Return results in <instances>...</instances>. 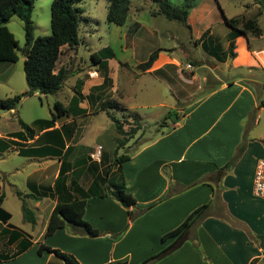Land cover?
Returning <instances> with one entry per match:
<instances>
[{
    "label": "crops",
    "instance_id": "0c3cea01",
    "mask_svg": "<svg viewBox=\"0 0 264 264\" xmlns=\"http://www.w3.org/2000/svg\"><path fill=\"white\" fill-rule=\"evenodd\" d=\"M225 16L224 12L222 23ZM208 28L220 39L212 23L206 25L201 35ZM245 39L251 58L248 36H238L236 44H241L242 48ZM197 44L202 46L201 42ZM261 50L264 48L253 52ZM237 56L231 59L236 68L258 63L256 59L251 65L242 63L244 58ZM186 64L162 50L152 66L141 73L165 76L169 73L167 69L174 66L184 80V73L194 74L195 71L187 69ZM211 64L215 66L214 62ZM110 65L111 58L109 75ZM61 66L57 63V68ZM2 72L7 75L9 71L0 68ZM94 72L96 74L85 81L76 73L70 75L77 76L75 87L78 80L84 82V100L80 103L86 110L84 114L58 117L51 125L38 123L40 119L50 118H36L33 138L28 137L23 128L5 129L4 126L0 129L2 191L11 188L23 205L16 191L20 190L37 216L36 223L28 228L15 224L13 213L5 205L4 193L1 206L11 213V218L8 222L0 220V264H60L63 261L48 250L39 252L41 244L71 254L82 264L116 260L140 264L156 254L159 255L148 264H264V198L256 196L253 190L257 163L264 158V124H261L264 90L256 91L243 79H238L223 81L196 98L193 91L176 93L178 99H187L183 103L190 102L183 107L177 121H171L141 141L128 153V160L115 165L116 136L107 145L102 139L103 132L96 131L95 146H92L86 144V133L81 126L88 119L95 120L102 99L106 94L110 98L118 86L112 78L107 92L105 88L92 90L104 79L97 70ZM97 78L101 80L93 81ZM256 83L262 84L264 89V82ZM74 94L75 91L68 103H64L66 106ZM132 141L121 147L117 156L123 154L122 149L126 150ZM13 158L30 164L27 167L14 165ZM62 168L68 183L75 181L87 190L93 182L99 181L108 193L87 199L84 218L99 230L98 236H91L71 224L45 235L58 202L54 186ZM21 172L25 174H19ZM124 178L129 180L127 188L136 198L129 209L109 192L110 185L113 189L121 185ZM197 210L199 213L192 226L183 235H167ZM40 213H43V221L35 233ZM24 220L25 225L28 224ZM18 230L24 235L16 236L14 233ZM28 241L32 245L21 251Z\"/></svg>",
    "mask_w": 264,
    "mask_h": 264
},
{
    "label": "rangeland",
    "instance_id": "374dc122",
    "mask_svg": "<svg viewBox=\"0 0 264 264\" xmlns=\"http://www.w3.org/2000/svg\"><path fill=\"white\" fill-rule=\"evenodd\" d=\"M171 1L175 4H182L184 0ZM52 2L53 0H35L32 18L35 23L36 36L52 33ZM193 2L194 6L190 11L191 17H188L187 22L183 23L168 19L164 15L153 14L152 12L157 5L151 0H133L127 22L124 25L108 21V0H82L78 3L82 11L79 31L80 43L76 48H71L68 45L63 47L58 67L62 64L68 66L71 73L80 75L84 81L91 76L88 72L89 69L93 72L97 70L99 75L103 76V71L99 65L93 62L92 53L107 46L111 47L115 55L111 58L110 76L118 83L116 86L118 89L115 88V92L110 98L107 94L105 97L119 100L123 106L127 107L126 110H118L113 107L98 109L94 121L88 119L81 125L86 133V144L95 146L96 131L103 132L102 139L107 142V145L113 137L118 135L113 121L108 116L109 110L116 116L128 120L125 122H134L130 114L140 116L142 128L134 134V137H131L130 140L133 141L126 150L122 149V152L131 154L136 145L163 127L160 122L168 111L178 108V112L181 113L183 107L190 103H183L182 101L187 99H178L176 93L182 94L189 90L193 91L196 98L209 93L210 89L218 87L223 81L238 79H243L256 91L264 90L262 84H255V81L264 82V50L253 52L254 49L264 48V0H194ZM219 5L228 17L238 15L237 17L242 21V18L257 17L262 28V34L248 33L252 47L251 58L245 46L246 39V41H242V48H240L241 44L240 46L236 44L235 52L238 58H244L242 63L249 62L251 65V61L255 59L258 63H252L253 66L250 67L236 68L234 67L235 61H231L233 58L229 57L228 54L224 60H219L205 52L202 46L197 44L199 41L197 37L201 35L207 24L212 23L220 35L222 50H227L231 28L222 23L223 12ZM6 24L14 33L19 46L23 47L25 43L23 20L18 15H13ZM158 48H163L165 52H169L184 65L191 63L195 68L194 74L184 73L187 80L185 81L174 66L167 69L169 73L165 76L141 73L142 70L138 68V64L147 60L149 55ZM24 60L25 56L20 50L19 61L9 63V65L1 63L0 68H5L9 72L7 75L3 74L4 72L0 73V97L12 96L28 88ZM211 62H214L215 66L212 67ZM214 73L218 74L221 80L217 79ZM204 76H206V81H204ZM76 77L70 76L62 89L55 94L37 92L35 95L24 97L17 110L0 109V129L4 126L5 129H22L19 118L27 122L32 128H37V124H33V121L36 118H51L53 112L56 111L55 102L57 100L68 103L72 92L76 89ZM98 80L101 78L93 79V81ZM110 87L106 86L105 92ZM194 97L192 98L193 101ZM170 122L171 120L167 124ZM261 124H264V112L262 113ZM125 127L128 130L131 128L128 123ZM98 128L102 129L98 130ZM11 162L14 165L19 163L18 166L21 167H27L30 164V162H20L17 158L11 159ZM126 181H128L126 185H130L129 180ZM4 193H6L5 205L13 213L12 221L20 227L32 226L34 223H29L30 221L26 225L24 223L25 217L21 201L15 191L6 187ZM38 217L39 222L35 226V233L42 224L43 213L38 214Z\"/></svg>",
    "mask_w": 264,
    "mask_h": 264
},
{
    "label": "trees",
    "instance_id": "16d2710c",
    "mask_svg": "<svg viewBox=\"0 0 264 264\" xmlns=\"http://www.w3.org/2000/svg\"><path fill=\"white\" fill-rule=\"evenodd\" d=\"M81 1L82 0H53L51 5L52 33L49 35L36 36L35 23L32 18L35 0H0V62L19 61L21 50L25 56L24 71L28 85V88L23 92L12 96L0 97L1 110H17L24 97L34 95L37 92L42 94H55L61 90L65 81L70 77L71 71L65 65L57 68V63L62 54V48L65 45H68L71 48H76L80 43L79 31L82 21V11L79 8L78 3ZM151 1L157 5L156 9L152 12L153 14L164 15L168 19L177 20L183 23L187 22L190 11L194 6V0H184L182 4H175L171 0ZM108 2V21L118 25L126 24L133 0H108ZM219 7L224 13L222 7L220 5ZM13 15H18L24 22L25 43L23 47L19 46V42L14 33L6 24ZM242 19L243 21L238 17L225 16V23L231 28V32L228 36L229 44L227 50H222V44L218 37L211 34V28H208L200 36L199 41L197 42H201L204 50L219 60H224L227 54L233 59L236 58L237 54L235 48L236 38L238 36H248V33L250 32L255 35L262 34V28L258 23L257 17ZM162 50L164 49L158 48L154 50L147 60L138 64V68L142 71L149 69L158 58L159 52ZM114 55V50L109 46L92 53L93 62L99 65L103 71L104 77L103 82L92 87V90H100L106 88V86L112 85L113 79L109 75V59L113 58ZM83 83V80H78L75 94L68 106L62 101L57 100L55 102L56 111L53 112L52 117L50 119H40L38 120V123L44 122L47 125H51L55 123L58 117L71 114L75 116L84 114L86 110L80 106V103L84 100V94L82 92ZM262 104H264V99L262 100ZM100 105L103 109L113 107L118 110H126V107L115 99L105 98ZM108 116L113 121L115 130L118 134L115 138L117 146L114 164H122L125 160H128L130 156L128 153H123L117 156V152L142 128V121L138 114H130L134 122H125L128 120L116 116V114L110 110L108 111ZM179 117L180 114L178 110L172 109L164 116L160 125L164 127L169 120L174 122L177 121ZM19 122L27 136L33 138L35 136V129L21 118H19ZM126 123L131 127L129 130L125 127ZM126 183L127 181L124 178L121 185L115 186L113 189L109 187V185L108 187L110 189V194L129 209V207L136 203V198L133 193L127 189ZM96 189H98V191ZM16 191L23 200L22 207L25 219L32 223H36L37 216L35 211L28 206L24 194L20 190ZM54 191L58 196V202L50 216L45 235H51L58 229L66 227L67 224L81 227L91 236H98L100 234L99 230L93 227L92 224L84 218L87 199L89 197H103L108 195L99 181L96 183L93 182L87 190H84L75 181L68 183V176L65 169L63 170L62 168L56 179ZM45 194H47V192ZM76 194H78V197L75 196ZM4 195L2 186L0 185V220L8 222L11 218V213L1 206L4 200ZM128 213L132 217L131 210H128ZM198 213L199 210L191 214L179 227L170 231L167 235H183L192 226ZM14 234L16 236H21L24 235V232L18 230L15 231ZM31 245V241L24 243L21 251L27 249ZM43 250H48L59 256L63 260L60 264H82L73 255L61 251L58 248H52L46 244H41L39 252H42ZM158 255H153L140 264H148ZM105 264L129 263L124 260H116Z\"/></svg>",
    "mask_w": 264,
    "mask_h": 264
},
{
    "label": "built area",
    "instance_id": "2783aa9c",
    "mask_svg": "<svg viewBox=\"0 0 264 264\" xmlns=\"http://www.w3.org/2000/svg\"><path fill=\"white\" fill-rule=\"evenodd\" d=\"M186 67L188 69L194 70V67L191 63H188ZM95 73L96 72L93 71L90 72L91 76H93ZM253 190L256 196L264 198V158L260 159L257 163Z\"/></svg>",
    "mask_w": 264,
    "mask_h": 264
}]
</instances>
